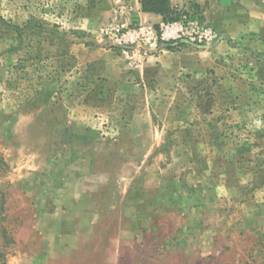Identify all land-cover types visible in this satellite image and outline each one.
Listing matches in <instances>:
<instances>
[{"label":"rangeland","instance_id":"374dc122","mask_svg":"<svg viewBox=\"0 0 264 264\" xmlns=\"http://www.w3.org/2000/svg\"><path fill=\"white\" fill-rule=\"evenodd\" d=\"M131 2L0 0V264H264V0L125 53Z\"/></svg>","mask_w":264,"mask_h":264},{"label":"built area","instance_id":"2783aa9c","mask_svg":"<svg viewBox=\"0 0 264 264\" xmlns=\"http://www.w3.org/2000/svg\"><path fill=\"white\" fill-rule=\"evenodd\" d=\"M167 18L155 28L152 24L127 27L117 24L104 28L108 39L113 40L126 53L131 48L157 49L161 45L176 44L178 42L207 43L216 37L215 30L199 18L193 16L183 5H170Z\"/></svg>","mask_w":264,"mask_h":264},{"label":"crops","instance_id":"0c3cea01","mask_svg":"<svg viewBox=\"0 0 264 264\" xmlns=\"http://www.w3.org/2000/svg\"><path fill=\"white\" fill-rule=\"evenodd\" d=\"M197 3H199L200 1H196ZM132 7H131V12L132 15L135 17L134 20H136L135 25H147V24H152V25H157L159 24L162 20L163 17L160 14H156L153 12H144L141 9V4H140V0H132ZM174 3H178L180 5H186V0H170V5L174 4Z\"/></svg>","mask_w":264,"mask_h":264},{"label":"trees","instance_id":"16d2710c","mask_svg":"<svg viewBox=\"0 0 264 264\" xmlns=\"http://www.w3.org/2000/svg\"><path fill=\"white\" fill-rule=\"evenodd\" d=\"M141 9L144 12H153L167 18L170 13L169 0H140Z\"/></svg>","mask_w":264,"mask_h":264}]
</instances>
